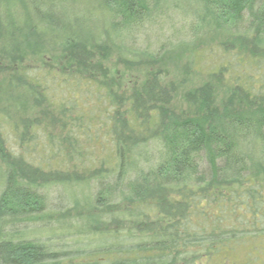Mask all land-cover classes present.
I'll return each mask as SVG.
<instances>
[{"label": "trees", "instance_id": "1", "mask_svg": "<svg viewBox=\"0 0 264 264\" xmlns=\"http://www.w3.org/2000/svg\"><path fill=\"white\" fill-rule=\"evenodd\" d=\"M150 1L164 3L0 0L2 118L17 143H38L40 120L13 117L11 111L23 96L39 107L44 98L54 99L59 117L51 112L46 127L64 134L47 135L51 152L44 149L45 157L38 158L47 160L44 165L7 148L0 127V264H240L234 255L242 250L252 264L253 254L262 253L264 0L190 3L193 15L223 40L217 48L189 53L187 67L195 57L216 60L219 71L210 78L225 83L227 76L231 94L219 103L215 88L206 84L187 96L181 112L171 108L173 87L160 77L124 89L107 85V71L94 66L98 51L136 64L140 57H132L118 32L141 25ZM97 15H104L98 27L81 32ZM50 48L67 58L71 73L21 69L26 57ZM161 58L145 54L154 67ZM73 157L89 162L82 165L84 173L70 167ZM55 158L67 160L64 170L50 165ZM72 185L92 191L67 209L76 215L74 231L97 244L84 253L86 261L8 234L9 227L42 210L45 188ZM57 216V223H70L69 212Z\"/></svg>", "mask_w": 264, "mask_h": 264}, {"label": "rangeland", "instance_id": "2", "mask_svg": "<svg viewBox=\"0 0 264 264\" xmlns=\"http://www.w3.org/2000/svg\"><path fill=\"white\" fill-rule=\"evenodd\" d=\"M197 1L163 0L164 3H159V5H155L153 1H150V10L141 25L137 27L132 25L134 27L132 30H121L118 32L119 36L124 37L125 42L131 47V53L133 51L132 57H140V59L137 58V62L134 65H127L119 60L117 54L99 51L96 54L93 53L96 57L94 66L96 67L99 64L107 71V80L104 76H98L99 81L104 83L106 80L108 82L107 85L114 83L119 87L129 89L133 85L141 84L150 77H160V80L165 85L173 87L171 108L179 112L187 109L184 103L187 96L206 84L211 85L213 89L215 88L216 98L219 103L227 100L231 94L226 81L229 78L225 76V83H217L213 77L210 78V74L219 71L216 60H210L208 56H204L203 61H201L200 57H195L193 67H187L189 53L193 51L197 55L199 51L217 48V45L223 40V36L216 32L214 28H210L203 20H199L198 17L193 15L192 12H195L196 7L190 3L195 4ZM91 5L101 6V3L95 2ZM103 16L97 15L94 18L92 17L91 20L88 19L87 23H83L85 25L81 32L83 31L86 35L90 34L93 29L98 27V21L104 19ZM150 53L154 56L162 54L161 64L155 67L148 64L145 61V54ZM0 65L2 67L6 66L3 63H0ZM30 66H34V68L39 70H53L58 73H71L69 69H72V66L67 62V58L60 51H56L55 48H50L38 54V56L26 57V60L20 65L21 69ZM5 78L3 74H0V104L2 101V91L6 87V83H4ZM47 87L51 89L50 86L47 85ZM45 97L48 96L45 95ZM44 99L45 102L39 107L34 103L32 98L23 96L20 100L17 99V102L20 103L19 109L11 111L13 117L20 115L22 119L28 118L31 121L35 119L40 120L39 129L36 131L38 132V143L22 145L16 142L17 139L12 132L11 126L2 118L3 107H0V127L4 133V139L7 141L5 144L7 148L14 150L19 155L28 153L25 156L27 160L36 163L43 162L46 165L47 160L38 158L45 157L44 149L47 150L48 154L51 152L48 147L50 143H46L47 135L52 133L56 138H60L64 134L58 130L59 128L52 129L46 127V124H50L47 119L51 112L56 117H59V111L57 108L58 101L54 99L51 101L49 98ZM7 107L5 105V108ZM19 145H22V147ZM85 145L86 143H81L82 148H85ZM98 152L96 151L95 153L94 151L95 155H98ZM72 159L70 167L80 169L78 171L84 173L81 170L82 165H86L89 162L86 159L81 162L82 159L78 160L76 157ZM64 161L67 160L55 158L52 159L50 165L55 169L64 170L65 168L61 164ZM1 192L2 184L0 176V194ZM91 193L92 191L89 192L87 188L82 189L74 185L45 188L42 191V210L37 213L28 214L27 217L30 220L17 224L12 228L9 227L7 232L16 241H38L47 245L53 252L65 254L72 258L78 256L79 259L75 260L76 262L86 261L84 253L94 249L97 244L89 240L88 234H78L75 232L76 227H78L77 221L74 219L76 215L69 210L67 211V209L72 208L74 200L83 203L82 199L87 195H91ZM59 212H69L71 216L70 223H57L56 219ZM260 246L262 247V253L253 254L254 261L252 264H264V242ZM234 256L235 260L240 264H246L247 253L244 250L237 252Z\"/></svg>", "mask_w": 264, "mask_h": 264}]
</instances>
